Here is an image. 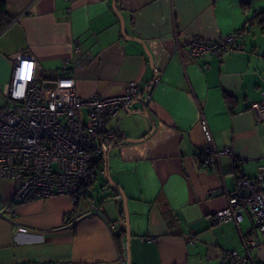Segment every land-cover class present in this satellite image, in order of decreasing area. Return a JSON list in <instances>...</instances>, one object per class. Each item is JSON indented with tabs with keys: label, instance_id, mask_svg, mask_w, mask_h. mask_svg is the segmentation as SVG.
<instances>
[{
	"label": "crops",
	"instance_id": "crops-1",
	"mask_svg": "<svg viewBox=\"0 0 264 264\" xmlns=\"http://www.w3.org/2000/svg\"><path fill=\"white\" fill-rule=\"evenodd\" d=\"M4 1L12 20L0 32V106L18 52L36 59L40 80L67 60L80 98L119 95L133 80L150 101L109 119L124 136L77 200L16 202L14 182L0 178V264H126L120 191L130 264H228L227 251L242 253L245 239L259 242L250 254L264 263V235L251 218L216 223L226 196L210 195L264 167V123L248 110L264 98V28L252 19L264 0H121L119 10L115 0ZM237 30L242 35L221 57L190 53L195 38ZM202 118L214 145L231 148L215 169L200 164Z\"/></svg>",
	"mask_w": 264,
	"mask_h": 264
},
{
	"label": "built area",
	"instance_id": "built-area-1",
	"mask_svg": "<svg viewBox=\"0 0 264 264\" xmlns=\"http://www.w3.org/2000/svg\"><path fill=\"white\" fill-rule=\"evenodd\" d=\"M242 35L231 32L219 39L195 38L189 42L194 57L223 56ZM74 51L79 47L74 45ZM12 68L1 95L0 106V178L14 182V200L24 203L56 195L77 200L94 178L96 163L108 151L110 143L123 137L107 123L119 110L127 109L139 96L138 83L129 81L116 96L94 95L80 98L75 78L65 60L57 75L38 79V63L25 52L11 57ZM158 75L152 83L157 82ZM150 101L149 90L140 99L142 107ZM256 122L264 123V98L248 107ZM205 144L199 160L204 167L215 169L222 155H232L231 148H217L206 121L201 119ZM223 193L226 205L214 214L216 223L238 224L247 215L264 235V167L252 179L237 178L231 191L216 188L210 195ZM91 213H99L90 205ZM146 239H152L146 237ZM244 251L229 250L228 264H264L255 262L251 248H258L255 239L243 241Z\"/></svg>",
	"mask_w": 264,
	"mask_h": 264
},
{
	"label": "trees",
	"instance_id": "trees-1",
	"mask_svg": "<svg viewBox=\"0 0 264 264\" xmlns=\"http://www.w3.org/2000/svg\"><path fill=\"white\" fill-rule=\"evenodd\" d=\"M115 4L117 10L121 9V0H115ZM252 19L257 20L258 23L262 25V28H264V11L254 14ZM11 20L12 16H10L7 11L5 1L0 0V32L11 22ZM112 142L110 143V145L112 144ZM103 160L104 158L101 157L100 160L96 163V169H98L99 166H103ZM95 173L96 171L94 170V176Z\"/></svg>",
	"mask_w": 264,
	"mask_h": 264
},
{
	"label": "water",
	"instance_id": "water-1",
	"mask_svg": "<svg viewBox=\"0 0 264 264\" xmlns=\"http://www.w3.org/2000/svg\"><path fill=\"white\" fill-rule=\"evenodd\" d=\"M114 9H116V5L115 2L113 4ZM141 93H139L138 99L136 101L140 102L141 99ZM144 109V108H143ZM127 141H132V140H127ZM107 154L108 152H105L103 154V158L106 161L107 159ZM104 177L105 179L108 181V183L113 186L116 187L119 191L120 188L117 186V184H115L111 178L107 175L106 171L104 172ZM121 193V199L118 201V206H119V213L121 216H124L125 218V224H126V264H130V252H129V231H128V221H127V211H126V198L124 196V194L122 193V191H120Z\"/></svg>",
	"mask_w": 264,
	"mask_h": 264
},
{
	"label": "rangeland",
	"instance_id": "rangeland-1",
	"mask_svg": "<svg viewBox=\"0 0 264 264\" xmlns=\"http://www.w3.org/2000/svg\"><path fill=\"white\" fill-rule=\"evenodd\" d=\"M92 192V191H91Z\"/></svg>",
	"mask_w": 264,
	"mask_h": 264
}]
</instances>
